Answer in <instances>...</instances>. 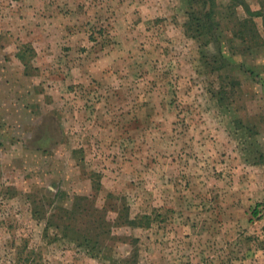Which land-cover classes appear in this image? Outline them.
<instances>
[{
	"label": "rangeland",
	"instance_id": "1",
	"mask_svg": "<svg viewBox=\"0 0 264 264\" xmlns=\"http://www.w3.org/2000/svg\"><path fill=\"white\" fill-rule=\"evenodd\" d=\"M246 1L0 0V264H264Z\"/></svg>",
	"mask_w": 264,
	"mask_h": 264
},
{
	"label": "trees",
	"instance_id": "2",
	"mask_svg": "<svg viewBox=\"0 0 264 264\" xmlns=\"http://www.w3.org/2000/svg\"><path fill=\"white\" fill-rule=\"evenodd\" d=\"M234 1L240 3L241 5H243L244 8H245V10H246V12L249 13L250 15L255 14L254 11L251 10V8H250V6H249V4H248V2H247L246 0H234ZM213 6H214V5H213ZM197 20H198V19H196V21H197ZM27 51H28V49H27ZM19 57H20L21 59H25V53L20 54ZM229 86H231V85H229ZM224 88H225V87H224ZM257 208H258V207H257ZM257 208L254 210V214H257V213H258V209H257ZM36 212L38 213L39 211L36 210Z\"/></svg>",
	"mask_w": 264,
	"mask_h": 264
}]
</instances>
